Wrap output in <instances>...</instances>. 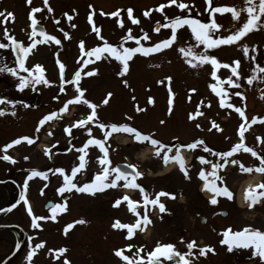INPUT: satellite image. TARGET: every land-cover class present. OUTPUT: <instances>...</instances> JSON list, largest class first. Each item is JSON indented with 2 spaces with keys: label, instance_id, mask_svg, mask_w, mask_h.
I'll return each instance as SVG.
<instances>
[{
  "label": "rangeland",
  "instance_id": "374dc122",
  "mask_svg": "<svg viewBox=\"0 0 264 264\" xmlns=\"http://www.w3.org/2000/svg\"><path fill=\"white\" fill-rule=\"evenodd\" d=\"M180 2L187 4L188 8L181 10L176 4L168 5V0H48L47 6L44 0H31V4L26 0H0V12L14 14V18L0 23V42L9 43L4 37L5 28L10 36L22 41L25 46L32 39H44L32 37L29 13L33 7L41 9L40 12L33 13L38 24L46 27L48 35L61 41L59 45L54 41L37 43L28 54L25 67L34 70L36 64L41 65L44 77L51 82L49 85L40 84L35 88L28 86L19 90L18 76L6 71L0 72V95L4 94L1 98L16 102L14 105L3 103L1 106L5 114L0 115V143L24 136L32 138L38 147L35 144L31 147L33 151L28 154L26 146L30 144L21 141L22 156L30 158V166L41 170L50 168L47 178L52 181V189L64 185L63 175L55 172V169L62 168L65 175L71 176L73 159L81 155L77 149L91 138L104 139V132L109 129H101L99 124L126 123L143 133L154 134V138L169 145H186L203 140L204 145L212 150L204 151V145H198L195 149H181L189 176L186 179L178 163L169 162L165 165L161 158L155 157L149 142L139 143L134 140L133 134L112 132L105 141L110 167H115L118 163L134 165L143 173L135 182L139 185L142 183L144 190L148 191L149 199L156 198V194L161 191L174 194V198L159 197L166 209L161 212L158 205L150 204L147 209L139 206V202L143 200L142 195L134 193L133 188L124 187L121 181L117 182V186L97 191L94 195L76 190L68 192L69 208L64 222L72 224V227L68 229L70 233L65 237L64 244L71 251L72 260L75 258L79 263L83 259L84 264H128L116 256L115 251L122 250L124 255L132 259L138 249L146 261L147 253L152 252L158 242L171 243L175 251L186 254L189 251L187 244L194 242V255L186 256L190 264H262L259 256H252V247L229 251L228 245L221 244V240L224 239L223 232L226 230H230L231 234L247 227L264 232V196L259 195L264 192V172L257 171L264 159V72L252 71L257 65L264 68V14L258 22L259 27L247 32L240 40L207 49V54L216 57L221 65L236 67L239 77L232 73L231 67L216 68V77H213V65L210 62L198 67L186 63L179 48L193 45L199 53L205 47L203 44L196 46L194 35L187 25L177 29L176 40L170 47L149 55H133L128 61V71L122 76L118 75L122 70L121 63L108 53H104L99 60L86 55L88 50L102 46L105 41L117 47L121 43L125 47H137L135 40H121L129 29L132 36L139 38L141 45L151 47L171 36L170 28L162 27L159 32L153 30L157 22L162 25L168 22L165 16L169 20L176 16H190L202 22L214 18L221 25L212 34L214 38L234 33L248 18L245 9L249 5H246L245 0H211L212 6L235 7L239 11L235 19L231 12L211 13L206 0H177V3ZM254 2L258 5L259 0ZM161 4L165 5L163 11H157ZM48 7L53 11L48 12ZM129 8L133 10V16L139 23H132L127 12ZM146 10H150L147 17L144 16ZM117 11L118 16L108 15ZM90 14L91 23L88 19ZM3 20L4 17H0V21ZM118 21L123 22V27ZM93 26L99 29V36L93 31ZM65 32L68 33V38H65ZM145 33L150 39L143 38ZM80 41L84 42L83 52ZM245 46L248 48L247 55L244 52ZM57 60L65 65V80L71 81L76 71L81 72L78 81L79 88L84 90L81 105L68 104L74 111L70 110L67 117L58 118V122L45 121L37 132L39 121L45 115L53 111L58 113V109L66 101L79 94L76 84L72 83H65L64 91H60V68ZM234 61H239V64H234ZM5 64L16 67L10 48L0 51V66ZM92 69L97 70L96 74L85 75ZM26 75L28 73L19 72V76ZM253 75L257 78L248 83L247 78ZM166 77H171V80H166ZM228 78L236 81L239 87L229 85ZM213 85L216 86V91H213ZM169 88L173 94L171 113ZM192 89L195 91H190ZM221 89L224 91L218 96L217 92ZM237 92L242 95H235ZM108 93L112 95L108 97V103L104 104L102 102ZM150 97L152 103H149ZM85 99L97 105L98 122H89L84 127H72L75 122L86 119L92 111L83 103ZM221 99L224 100V107L221 106ZM227 104H233L234 107L228 108ZM138 107L143 111H137ZM237 107L244 112L243 117L235 111ZM190 113L194 115L191 120L188 118ZM128 117L132 119L129 120ZM161 120L165 123L161 124ZM213 122L220 126V131L212 126ZM197 124L200 125L199 128ZM241 124L244 125V147L228 157L229 162L223 168H217L216 177H213L211 164L224 163V158L213 153L229 151L241 142ZM54 125L56 131H53ZM66 126L70 128V132L65 131ZM47 130L53 132L52 138L47 136ZM245 147L252 149L256 155L245 151ZM48 148H56L58 154L54 155V150L52 158L46 157ZM70 149L72 152L66 154L65 150ZM174 152L169 155H174ZM102 156L97 145H89L85 149L86 167L72 180L78 186L89 183L95 174L102 171L98 162V158ZM200 156L208 163L202 164L198 159ZM233 160L236 163H232ZM24 161L26 160H22ZM78 164L75 161V166ZM246 168L251 171H244ZM201 169L205 171L210 184L207 189L204 188L205 180L199 177ZM113 177H109V181ZM256 177H260L256 184L260 188L250 191L257 195L256 202L253 203L247 197L243 206H240L239 195L245 191L247 181ZM213 180L216 187L228 188L232 194L230 199L223 195L217 196L210 190ZM40 188L46 189L47 185L38 183L37 189ZM125 195L136 202L139 217L129 209L128 201L121 199ZM213 196L217 199L215 205L210 203ZM117 199H121V203L114 206ZM37 201H42V198L38 196ZM145 212L149 222L141 219ZM223 212H226L225 216L222 215ZM138 219L141 222L134 227L131 238L127 237V228L112 227L117 220L122 224L135 226ZM80 220L85 223H79ZM128 245L132 247L129 249ZM201 248H205V255H200ZM209 248L212 250H208ZM73 251L78 254L75 256ZM161 260L170 264V260Z\"/></svg>",
  "mask_w": 264,
  "mask_h": 264
},
{
  "label": "snow or ice",
  "instance_id": "6c2138e0",
  "mask_svg": "<svg viewBox=\"0 0 264 264\" xmlns=\"http://www.w3.org/2000/svg\"><path fill=\"white\" fill-rule=\"evenodd\" d=\"M26 2L28 4H31V0H26ZM245 3L246 5H249L245 9L248 13L247 21L242 25L241 28H239L237 31L227 36H216L215 38L213 37L212 34L221 27V25L215 22L214 18H210L208 22H202L199 19L192 18L190 16H176L170 20L167 16H165V20L168 22L163 25H160V23L157 22V27L154 29V31L159 32L161 26L164 28H170L171 36L167 39L157 42L151 47H144L143 45H141L139 43V38L132 36L131 30L129 29L128 34L122 37L121 40L122 41L135 40L137 43V47H125L123 43H121L120 46L117 47L116 45L110 44L107 41H105L102 46H98V47L88 50L86 55L89 57L94 56L96 60H99L103 56L104 53H108L110 56L114 57L117 61L121 63L122 70L121 72L118 73V75L122 76L128 71V68H129L128 61L133 57V55H135L136 53H142L143 55H149L150 53L158 52L164 48L170 47L171 44L174 43L176 40L177 29L184 25H187L189 26V28L191 29V32L194 35L196 46L203 44L205 46L204 51L197 53L193 45H188L187 47H181L178 49V51L184 56L186 63H188L192 67H198L205 62H210L213 65V71L211 75L213 77H216V68L221 67V66L223 67H231V66L228 64L221 65V62H219L216 57L210 56L207 54V49L218 47L220 45L232 44L240 40L241 37L244 36L247 32L253 29H257L259 27L258 22L260 21L261 15L264 14V0H259L258 5L254 2V0H245ZM44 4L45 6H47L48 0H44ZM172 4H176L177 7L180 8L181 10L188 8V5L185 4L184 2L177 3V0H168V5H172ZM206 4L208 6V10H210V12L213 14L231 12L234 19L237 18L239 15V11L235 7L212 6L211 0H206ZM164 7L165 5L161 4L158 6L156 10L163 11ZM47 10L48 12L53 11L51 7H48ZM40 11H41L40 8H36V7L31 8V11L29 13V18L31 21L32 37L36 36L37 33H39V35L44 38L43 40L37 41V40L32 39V42L28 44L27 46H25L22 42H19L13 36H10L8 34V29L5 28L4 37L9 41V43L0 42V49H8V48L12 49V52L15 55V64H16V67H8L6 64L2 65L0 66V72L6 71L14 76H18L19 83L17 84V88L19 90H23L25 87H28V86L35 88L36 85H40V84H44L45 86H47L51 83L44 77L43 75L44 69L41 65L36 64L34 66V70L25 67V58L29 54L30 49L35 47L37 43H43L45 41H54L55 44L57 45L61 43V41L57 37L50 36L44 31L43 28L37 27L38 22L35 16L33 15V13H38ZM149 11L150 10H146L144 12V16L147 17L149 15ZM127 12H128L129 18L132 20V23L134 24L139 23V20L133 16V10L131 8H129ZM65 15H67V13ZM108 15H111L114 17L118 16V11L109 13ZM0 17H4V20L0 21V23H6L8 21V18H14V14L11 12H7L6 14L4 12H0ZM69 19H71V17H69ZM88 19H89V22L91 23L92 22L91 14L89 15ZM118 23L120 24L121 27H123L122 21H118ZM73 27H75V25H73ZM93 31H95L97 35L99 36V29H97L95 26H93ZM64 36L65 38H68V33L65 32ZM143 38L145 40L150 39L147 33L144 34ZM100 39H103V37H100ZM80 47H81V51L83 52L84 51L83 41H80ZM244 52H245V55H247V52H248L247 46L244 47ZM57 63L60 68V79H61L60 91L61 92L64 91L63 85L65 83H72V84H76V90L79 93L78 95L74 97L73 100L66 101L64 106L61 109H59L60 112H63L68 107V104L81 101L84 90L80 89L78 86V81L81 77V72L79 70L76 71L73 75L72 80L67 81L64 79L65 65L61 63L59 60H57ZM234 64L238 65L239 61H234ZM18 70H22L23 72L28 73V75L19 76ZM231 71L234 75L239 77V73L237 72L236 67H231ZM252 71L254 73L257 71L264 72V68H261L259 65H257L256 68H254ZM96 72H97L96 69H92V71L85 73V75L91 76V75L96 74ZM256 78L257 77L255 75L248 77L247 78L248 83H251ZM165 79L170 81L171 77H166ZM124 83L127 86V82L124 81ZM227 83L229 85L239 87V84L236 81H233L231 78H228ZM212 87H213V91H216V86L213 85ZM190 91H195V89H192ZM223 91L224 90L221 89L220 91L217 92V95L218 96L221 95ZM111 95H112L111 93H108L102 103L107 104L108 97H110ZM172 95L173 94L171 92V88H169V113H171V110H172V107H171L172 106ZM235 95L241 96L242 94L237 92L235 93ZM54 99H56V97H54ZM3 103L14 105L16 102L12 100H7L6 98H0V104H3ZM83 103L86 104L90 109H92V111L90 112V114L87 116L86 119L75 122L72 125V127H75V126L84 127L85 124L89 122H98V120L96 119L97 118V113H96L97 105L93 104L92 102L86 99L83 100ZM149 103H152L151 97L149 98ZM220 103L222 107L225 106L223 99H221ZM227 107L233 108L234 105L227 104ZM137 111H143V109L138 107ZM235 111L238 112L242 117L244 116V112L240 108L238 107L235 108ZM4 114H5V110L3 108H0V115H4ZM56 116H57L56 111H53L52 113L45 115L39 121L36 131L39 132L40 125H43L45 121H48L52 117H56ZM188 118L191 120L194 118V115L190 113ZM128 119L130 120L132 118L128 117ZM253 120H255V118H253ZM160 123L164 124L165 121L161 120ZM212 126L215 127L217 131L221 130L220 126L216 124L215 122H213ZM99 127L101 129L107 128L109 129V131L104 132L103 140L91 138L88 141H86L85 144L81 148L77 149V151L81 153V155L79 156L80 162L77 166H74L72 168L71 176L65 175L64 169L62 168L55 169V172L60 173L64 177V185L58 188L57 192L62 194L65 191L70 192L73 189H75L77 192L88 193V194L94 195L97 191H103L109 187H115L117 186L118 181L124 180L125 181L123 185L124 187L140 189L141 193L143 194V202L145 205L147 204L158 205L160 211L164 212L166 210L165 205L163 203H160L159 197L160 196H170L174 198V194L161 191L156 194V198L149 199V196L147 195L145 190L142 188V186H140L139 184L135 182L137 178L143 175V173L136 170V166L131 165V164L125 165V168L128 170L122 169L119 165L115 167H110L111 161L109 160L108 149L105 147V141H107L111 133L115 131H121L124 133L133 134V138L136 142H139V143L149 142L154 149V156L161 158L165 165H167L169 162L178 163L181 171L184 172L186 179H188L189 176H188L187 168L185 166V160L181 154V149H184V148L195 149L197 148L198 145H204V141L196 140L186 145L179 144V143L174 144V145H169V144L163 143L161 140L157 138H154V134L143 133L140 130H138L136 127L130 126L129 124H126V123L120 124V125H117L115 123H112L109 125L99 124ZM197 127L199 128L200 125L197 124ZM65 131L70 132V128L66 126ZM88 131L89 133H91L90 128L88 129ZM239 135L241 137V142L233 146L229 151L213 153L216 156H220L224 158L223 164H220V163L212 164L211 175L213 177H216L217 168H223L224 165L229 162L227 159L228 157L232 156L233 153L237 152L241 147H244L243 145L244 125L243 124H241L240 126ZM21 141H27L29 144H32L34 142L32 138L24 136V137H20L15 140H12L9 144L4 145L2 149L0 150L6 152L8 148H11L13 145L19 144ZM89 145H97L100 148V151L103 153V156L98 158V162L102 166V171L100 173L95 174L93 179L89 183H85L81 186H78L76 183L72 182V178L75 177V175L78 172H80L82 169L86 167L85 149H87ZM173 150H175L174 155H169L170 153H173ZM204 151L207 152V151H212V150L209 149L206 145H204ZM245 151L252 152L253 156L256 155V153L253 152L252 149L250 148L245 147ZM0 159H4L5 161L15 163L14 158L6 154L3 156H0ZM25 159H27V157H25ZM198 159L200 160L202 164L208 163L203 156L198 157ZM232 163H236V161L233 160ZM261 165L262 166L259 167L257 171L264 172V159L261 160ZM243 170L251 171V169H247V168ZM113 174H115L114 177H113ZM32 176H40V177L47 178L46 173L35 170V169L31 171L28 179H31ZM109 177H113V178L109 181ZM199 177L205 180L204 188L206 189L209 188L210 185H209V182L207 181V177L203 169L200 170ZM217 178L222 179L220 177H217ZM26 185H27V180L25 181V186ZM210 190L215 192L217 196L223 195V196L228 197L229 199L232 196L231 192L228 190L227 187H216L215 180L211 182ZM259 195L264 196V192H260ZM248 198H250L253 201V203H255L257 200V195L255 194V192H251L248 194ZM121 199L128 201L129 209L132 212L136 213V215L139 217L140 214L137 212L136 202L131 201L126 195L122 197ZM121 199H117L114 202V206L120 205ZM21 201H23L24 204L27 206L26 210L29 216L31 217L32 227L40 228L41 225L38 223V221L48 219L49 217H38V216L33 215L31 207L28 206V201L23 191L21 192L20 198L16 202V204L20 203ZM210 203H212L213 205L217 204V199L215 196L211 198ZM16 204L11 205V207L8 210H11V208L16 207ZM65 205H66V198H65L64 204H61V203L50 204V211L52 213L51 219L55 220L57 212L65 211L66 210ZM249 207H252V204H249ZM141 219H143L145 222H149L146 212H145V215ZM141 219L137 220V224L135 226L122 224L119 220H117L116 222L113 223L112 227L120 228V229L127 228V237L131 238L133 235L134 227L139 226ZM79 223H85V221L80 220ZM71 227H72V224H69L65 227V234L67 233V230ZM223 236H224V239L221 240V244H227L229 251H232L234 248L252 247L253 248L252 256L253 257L259 256L262 264H264V232H261L259 230H252L246 227L243 231H237L231 234H230V230H226L223 232ZM42 243L43 242H41L40 244H37L35 248L42 247ZM17 247H19V245H17ZM131 247H132L131 245L127 246V248L129 249ZM194 247H195V243L189 242L187 244V248L189 250L188 253L181 254L175 251L174 246L171 243L160 244L158 242L156 248L152 252L147 253L146 261H145V257L140 255V251H141L140 249H138L134 253V256L136 257L135 261H133V259H131L129 256L124 255L122 250H116L115 255L118 257H121L124 261H127L128 264H141V262H144V264H162L161 258H164L165 260H173L175 257H179V259L175 261V264H190V261L186 259V256L194 255V253L192 252V249ZM29 249L30 250L27 253L26 260L30 262L35 249L32 248L31 244L29 245ZM208 250H212V249L209 248ZM58 251L59 253H64L66 249L62 247ZM205 254H206L205 248H201L200 255H205ZM65 264H69V262L65 260Z\"/></svg>",
  "mask_w": 264,
  "mask_h": 264
},
{
  "label": "flooded vegetation",
  "instance_id": "af4514ba",
  "mask_svg": "<svg viewBox=\"0 0 264 264\" xmlns=\"http://www.w3.org/2000/svg\"><path fill=\"white\" fill-rule=\"evenodd\" d=\"M3 95L4 94H1L0 98ZM73 99L74 98L71 100ZM73 104L78 106L79 104L81 105V102H73ZM1 106L2 104H0V108ZM70 110H73L70 108V105H68L63 113H61L58 109L57 116L52 117L49 120V123L58 122V118L67 117V114H69ZM72 115L73 112L71 113V116ZM56 130L57 128L54 125L53 131ZM52 133L53 132L50 130H47L46 132L49 138L54 136ZM10 142L0 143V149ZM35 144L36 142L26 146L27 149H29L28 154L33 151V148L31 147H33ZM35 146L38 147L37 144ZM48 149L49 151L46 152V157L52 158L53 151L56 150V148H54V150H51L50 148ZM71 152L72 149L69 151L65 150L66 154H70ZM5 154L13 157L15 163L0 159V264H5L6 261L12 258L15 251V258L10 264H65V260H67L69 264H84L82 263L83 259L81 260V263H79V261H77L75 258L72 260L70 257L72 253L69 251L67 245L64 244L65 237L70 233V231L67 230V233L65 234V227L69 224L64 222V216L67 214L69 208V191H65L64 193L60 194L57 192V189L61 186L52 189V181L50 178L32 176L31 179H28L33 169L46 173V177H48V171L50 168L41 170L38 167L30 166V160H28L30 158L25 156L27 157V159H25V157L23 158L22 156L20 143L8 148L6 152L0 150V156ZM55 154H58L57 150L55 151L54 155ZM22 160L26 161L22 162ZM73 160L72 168L75 166V161L80 162L78 156H75ZM26 180L27 185L25 186ZM120 181L125 183L124 180ZM72 182L75 183L73 180ZM38 183L47 185V188H40V190H38ZM140 184V186H142L141 182ZM133 189L134 193H139L142 195L139 188ZM22 191L26 196L28 206L31 207L33 215L38 217H49L48 219L38 221V223L41 225L40 228L32 227V220L26 210L27 206L24 204V202L21 201L20 203L16 204ZM38 196L42 198V201H37ZM65 198L66 210L57 212L55 220L51 219L52 213L50 211V204H64ZM13 204H16V207L8 210ZM138 205L144 207L145 209L150 206V204L145 205L143 200L140 201ZM41 242H43L42 247L35 248V246ZM30 244L32 248L35 249V251L31 261L29 262L26 260V256L30 250ZM17 245H19V247H17ZM62 247L65 248L66 251L64 253H59L58 250ZM73 254L76 256L78 252ZM80 255L82 256L81 253ZM132 259L135 261L136 257ZM178 259L179 258L175 257L173 260H170V264H175V261Z\"/></svg>",
  "mask_w": 264,
  "mask_h": 264
},
{
  "label": "bare ground",
  "instance_id": "6f19581e",
  "mask_svg": "<svg viewBox=\"0 0 264 264\" xmlns=\"http://www.w3.org/2000/svg\"><path fill=\"white\" fill-rule=\"evenodd\" d=\"M260 177H256V179L254 178H250L246 185H245V191L243 193H241L239 195V204L240 206H243L242 204L244 203V201L246 200V196L248 195V193L252 190H254L256 188V184L259 183Z\"/></svg>",
  "mask_w": 264,
  "mask_h": 264
},
{
  "label": "water",
  "instance_id": "95a60500",
  "mask_svg": "<svg viewBox=\"0 0 264 264\" xmlns=\"http://www.w3.org/2000/svg\"><path fill=\"white\" fill-rule=\"evenodd\" d=\"M160 25H161V24H160ZM37 27H38V28H43L44 31L46 32V29H45L44 26L37 24ZM156 27H157V25L154 27V29H155ZM160 28H161V27H160ZM155 32H157V31H155ZM37 35L40 36L39 33H37ZM19 42H20V41H19ZM11 50H12V49H11ZM12 53H13V52H12ZM13 55H14V53H13ZM14 57H15V55H14ZM26 58H27V56H26ZM26 58H25V62H26ZM118 165H119L122 169H124V170H128V169L125 168V165H126V164H118ZM222 215L225 216V215H226V212H223ZM203 222H206V220L203 219ZM15 254H16V251L14 252L12 258H10L8 261H6L5 264H10V263L14 260V258H15ZM162 264H164V263L162 262Z\"/></svg>",
  "mask_w": 264,
  "mask_h": 264
}]
</instances>
